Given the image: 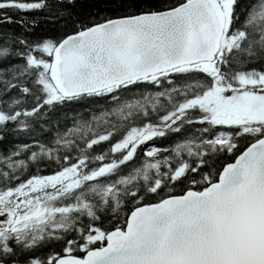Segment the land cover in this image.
Segmentation results:
<instances>
[{
    "label": "snow or ice",
    "instance_id": "6c2138e0",
    "mask_svg": "<svg viewBox=\"0 0 264 264\" xmlns=\"http://www.w3.org/2000/svg\"><path fill=\"white\" fill-rule=\"evenodd\" d=\"M0 264H264V0H0Z\"/></svg>",
    "mask_w": 264,
    "mask_h": 264
}]
</instances>
